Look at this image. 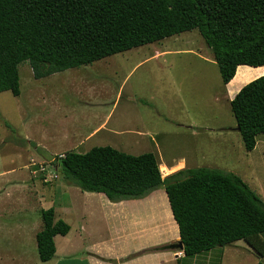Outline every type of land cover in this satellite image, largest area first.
Returning <instances> with one entry per match:
<instances>
[{"label": "rangeland", "instance_id": "rangeland-1", "mask_svg": "<svg viewBox=\"0 0 264 264\" xmlns=\"http://www.w3.org/2000/svg\"><path fill=\"white\" fill-rule=\"evenodd\" d=\"M19 69L21 93L0 92V264H48L36 239L42 210L54 207L56 218L71 224L72 211L79 215L88 206L75 199L85 190L59 169L50 183L32 175L31 162L49 163L69 150L112 145L132 154L152 151L164 177L199 166L232 171L264 200V134L247 151L230 104L250 78L234 88L225 84L198 29L39 79L29 61ZM98 214L86 219L84 236ZM56 236L60 243L63 235ZM237 243L243 250L216 246L187 255L185 264L207 253L209 264H257L249 244Z\"/></svg>", "mask_w": 264, "mask_h": 264}, {"label": "trees", "instance_id": "trees-1", "mask_svg": "<svg viewBox=\"0 0 264 264\" xmlns=\"http://www.w3.org/2000/svg\"><path fill=\"white\" fill-rule=\"evenodd\" d=\"M192 29L212 50L225 84L240 65L264 66V0H0V92L21 93L19 66L26 60L39 79ZM230 104L252 151L264 134V74ZM63 154L57 156L63 176L112 202L164 188L186 255L243 239L264 264V200L235 172L199 166L164 177L154 152L112 145ZM42 219L36 239L40 259L48 261L56 235L71 226L54 207L43 209Z\"/></svg>", "mask_w": 264, "mask_h": 264}, {"label": "crops", "instance_id": "crops-1", "mask_svg": "<svg viewBox=\"0 0 264 264\" xmlns=\"http://www.w3.org/2000/svg\"><path fill=\"white\" fill-rule=\"evenodd\" d=\"M263 74L264 66L240 65L227 85L234 88L243 78H250L238 86V92L243 85ZM78 195L75 199L88 204L81 209L85 216L72 211L74 222L69 223L70 231L61 236L60 243L55 241L56 254L45 261L48 264H185L187 255L176 242L180 239L179 226L164 188L155 189L141 198L119 202H112L103 192L85 191ZM96 213L98 217L93 228L84 236L88 228L86 219L93 214L95 218ZM226 246H232L236 251L244 248L237 242ZM200 256L195 264H209L210 253Z\"/></svg>", "mask_w": 264, "mask_h": 264}, {"label": "built area", "instance_id": "built-area-1", "mask_svg": "<svg viewBox=\"0 0 264 264\" xmlns=\"http://www.w3.org/2000/svg\"><path fill=\"white\" fill-rule=\"evenodd\" d=\"M58 157L62 158L64 157V154L60 153ZM59 163L60 161L56 156L53 157L49 163L33 161L31 162V166L34 167L32 174L35 177H42L41 179L46 183L55 181L59 177V174L57 173Z\"/></svg>", "mask_w": 264, "mask_h": 264}, {"label": "water", "instance_id": "water-1", "mask_svg": "<svg viewBox=\"0 0 264 264\" xmlns=\"http://www.w3.org/2000/svg\"><path fill=\"white\" fill-rule=\"evenodd\" d=\"M236 129L239 131V130H240V126L238 125V126L236 127ZM176 242L179 243V248H180L181 250H183V244H182V242L180 241V239L176 240Z\"/></svg>", "mask_w": 264, "mask_h": 264}, {"label": "clouds", "instance_id": "clouds-1", "mask_svg": "<svg viewBox=\"0 0 264 264\" xmlns=\"http://www.w3.org/2000/svg\"><path fill=\"white\" fill-rule=\"evenodd\" d=\"M59 154H60V153H59ZM59 154H57V156H58Z\"/></svg>", "mask_w": 264, "mask_h": 264}]
</instances>
